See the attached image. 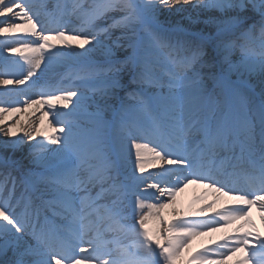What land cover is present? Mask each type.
Returning a JSON list of instances; mask_svg holds the SVG:
<instances>
[{"label": "snow or ice", "instance_id": "1", "mask_svg": "<svg viewBox=\"0 0 264 264\" xmlns=\"http://www.w3.org/2000/svg\"><path fill=\"white\" fill-rule=\"evenodd\" d=\"M175 5L216 14L165 28L160 7ZM71 17L78 28H66ZM0 18V33L15 34L16 21L25 22L19 46L6 48L24 63L0 68L22 78L0 85L32 90L37 70L65 63L79 81L39 87L38 99L25 93V106H49L52 131L21 129L18 137L15 124L0 129L8 137L0 153L33 141L22 178H11V189V173L0 180V264H181L193 240L236 221L233 233L185 264H226L237 253L234 264H264V233L251 219L253 207L264 218V0H91L87 7L56 0L52 12L34 0H0ZM20 110L0 106V114ZM82 116L87 134L78 131ZM148 168L158 171L145 176ZM18 183L24 192L16 197ZM190 184L219 196L169 220L164 210ZM221 196L232 203L217 209ZM41 211L66 223H41Z\"/></svg>", "mask_w": 264, "mask_h": 264}, {"label": "bare ground", "instance_id": "2", "mask_svg": "<svg viewBox=\"0 0 264 264\" xmlns=\"http://www.w3.org/2000/svg\"><path fill=\"white\" fill-rule=\"evenodd\" d=\"M34 3L37 5L38 8L44 9L48 5L53 9V6L56 4V1L53 0H34ZM71 3V0H69V4ZM43 5V7H41ZM86 3L84 4V6ZM184 10L181 11V6L180 5H175V6H169V7H164L161 6L160 10L158 12V18L163 19V22H168L172 20V16L175 18V23L179 22L181 24H185L187 26H190V19L199 17L200 19L206 18L207 15H215L216 13H206L201 15L199 12H193L191 7L189 5L183 6ZM171 9V10H170ZM183 20H182V19ZM2 19V18H0ZM181 21V22H180ZM186 21L187 23H184ZM17 23L21 24V28L17 29L18 31H21L24 33L23 25L25 22L23 21H16ZM80 25L78 22L75 21V17H71L67 24L66 28H78ZM0 27H3L0 26ZM192 28H203V24H191ZM22 35L21 33H19ZM120 31L119 29L115 30L114 36H119ZM8 38L2 37L0 38V43L4 42L7 43ZM27 42V41H25ZM59 42V41H58ZM59 47V45H57ZM75 46V45H74ZM19 58L17 59V62L20 64H23V59L21 56H18ZM16 62V63H17ZM12 64L11 66L7 67L4 64L0 66V68H7L9 71L13 70V66L16 64ZM7 65V63H6ZM44 66L43 64L41 65V69H43ZM76 69L75 67L70 64V63H65V64H59L55 65L52 69H44L43 71L37 70V76H38V81H37V86L36 88L29 90L25 86H19L17 87L16 85H10V86H3L0 85V98H3L6 103L0 106L6 107V108H15L18 107L21 110L18 112H11L7 111L3 114H0V121H4V123H0V129L6 128L9 124H15L16 125V130H17V136H22L24 135V132L21 131V129L25 131H31L33 128H38L41 133L48 131L50 127V123H53L56 125V121L52 119V115L49 112V107L46 104L40 103V104H29L25 106L23 104V100L28 98L30 96L31 99H37L38 96L35 95V92L39 89V87H42L45 85L47 81H52V80H58V86L61 87H68L71 86L72 84H79V81L76 80L75 78V73ZM2 79H19L22 78L18 73L15 75H3L0 74ZM253 79H256V82L258 83V78L257 77H252ZM30 83V82H26ZM42 83V84H41ZM47 86V85H46ZM7 89H20V91H8ZM75 90V89H74ZM80 91H85L82 87L80 88ZM25 93L28 94V96L25 95ZM88 94H94L91 91H86ZM96 95V94H95ZM45 109H48L49 115L44 116ZM43 116V120H41V117ZM80 121L88 122V118L86 116H82L80 118ZM86 127V128H85ZM82 127L79 125L78 131L87 134L88 129L91 126H85ZM40 137L37 136V139ZM8 139V137L3 135V132H0V141ZM33 143V141H27L25 145H23L21 148L12 151L9 150L7 154L11 153L14 156H18L20 159H23L27 161V156L29 152V146ZM126 147H127V142H126ZM134 162L132 160H129L126 158L125 162V168L127 169L128 172H131L134 168ZM24 172L23 166L21 165H7L4 166L3 164H0V180H3L5 177L9 176V173H11V177L9 178V183L7 184V188L11 189L12 184L10 182L11 178H16L18 181L19 179L22 178ZM151 172H145L144 175L147 176ZM22 174V175H21ZM24 191V188L20 186V184H17L16 190H15V196L19 197ZM213 195V192L211 190H191L185 188L182 192V194L177 195L176 201L173 204H170L167 209L164 210V214L167 216L168 219L176 215V213L179 211H187L192 207V204H194L196 197L199 198L201 195ZM129 209L132 207L131 200H129ZM251 219L255 222V227L256 230L259 232H264V218H262L261 215V210L259 207H255L251 210ZM242 223V221H236L235 223L231 224L227 228H221L216 232L212 233H207L203 236L197 237L195 240H193L192 244L189 246L188 250L185 253V256L183 260L181 261V264H185L186 260L190 256L191 253L196 252L198 249L202 248L203 246L209 244V241L212 239H219L222 236H225L227 234L233 233L234 229L238 227V225ZM151 227H156V222L153 221L150 223ZM163 227V225H161ZM129 239V238H126ZM241 253H237L235 256H230L228 257L226 264H234V261L237 260L240 257Z\"/></svg>", "mask_w": 264, "mask_h": 264}, {"label": "rangeland", "instance_id": "3", "mask_svg": "<svg viewBox=\"0 0 264 264\" xmlns=\"http://www.w3.org/2000/svg\"><path fill=\"white\" fill-rule=\"evenodd\" d=\"M201 15L203 16V14H201ZM174 18H175V17H174V16H172V19H174ZM181 19H182V18H181ZM182 20H183V19H182ZM180 22H181V21H180ZM184 23H187V22H185V21H184Z\"/></svg>", "mask_w": 264, "mask_h": 264}]
</instances>
